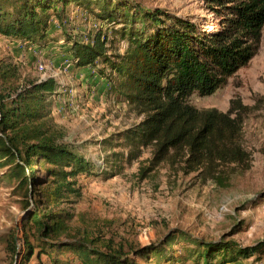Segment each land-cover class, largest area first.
Returning a JSON list of instances; mask_svg holds the SVG:
<instances>
[{"label": "trees", "instance_id": "16d2710c", "mask_svg": "<svg viewBox=\"0 0 264 264\" xmlns=\"http://www.w3.org/2000/svg\"><path fill=\"white\" fill-rule=\"evenodd\" d=\"M205 1L224 12L218 29L202 30L187 19L124 0H0V37L45 46L52 22L64 23L72 5L119 27L114 34L126 40L123 52L112 51L116 40L101 31L71 42L75 66L99 70L110 90L144 116L121 133L127 155L114 153L108 162L121 156L130 165L151 148L149 167L180 166L225 186L229 176L223 167H251L242 145L243 118L232 109L199 110L190 99L212 96L255 58L264 37V0ZM59 89L53 78L21 83L17 67L0 65V167L7 168L6 179L16 181L24 212L23 252L11 233L12 255L21 258L20 264L34 258L38 264H138L135 258L150 263L153 254L163 256L164 242L145 247L118 242L83 215L76 223V215L64 207L83 197L79 177L93 174L94 165L65 143L54 123L53 96ZM115 166L104 171L107 179L122 173L124 167ZM181 237L195 246L186 249L182 263L195 258V264H235L264 255V241L243 247L225 238ZM174 239L169 235L165 245ZM67 253L71 259H60Z\"/></svg>", "mask_w": 264, "mask_h": 264}, {"label": "rangeland", "instance_id": "374dc122", "mask_svg": "<svg viewBox=\"0 0 264 264\" xmlns=\"http://www.w3.org/2000/svg\"><path fill=\"white\" fill-rule=\"evenodd\" d=\"M147 9H160L195 23L202 30L218 29L224 12L220 6L205 0H124ZM120 29L99 20L94 13L72 5L64 23L53 21L49 42L45 46L26 45L0 37V65L18 69L19 80L53 78L60 89L53 96L52 117L63 131L65 143L94 165L93 174L80 176L83 197L65 205L76 215L95 222L116 241L139 243L141 246L161 245L163 256L153 254L151 262L135 258L138 264L185 263L187 248H195L188 239L205 242L235 241L243 247L264 241V37L251 63L228 79L227 84L209 97L195 94L190 103L199 110L217 109L243 118L242 145L250 156L251 167H223L225 186L216 184L199 172L185 173L183 167L168 164L149 167L152 149L127 164L114 153L127 155L121 133L143 121L119 94L110 90L108 80L92 67L77 68L71 56L72 41L86 40L97 32L116 40L112 46L123 52L126 40L114 30ZM39 65L52 71L41 72ZM110 140L116 145L102 144ZM124 167L121 174L107 179L104 171ZM146 172L145 177L144 170ZM7 168L0 167V264H20L8 247L15 233L18 252H23L21 221L24 216L16 181L6 179ZM111 224H107V223ZM175 239L165 245L166 238ZM67 253L60 259H71ZM173 257L174 259L172 260ZM47 262L45 257L42 258ZM170 259V261H168ZM30 264H38L36 259ZM47 264H49L47 262ZM235 264H264L263 256H253Z\"/></svg>", "mask_w": 264, "mask_h": 264}, {"label": "built area", "instance_id": "2783aa9c", "mask_svg": "<svg viewBox=\"0 0 264 264\" xmlns=\"http://www.w3.org/2000/svg\"><path fill=\"white\" fill-rule=\"evenodd\" d=\"M39 69L41 72H44L45 74H47L49 71H52L51 69H49L48 67H44L43 65H39Z\"/></svg>", "mask_w": 264, "mask_h": 264}]
</instances>
